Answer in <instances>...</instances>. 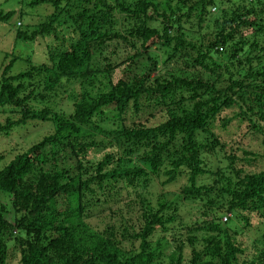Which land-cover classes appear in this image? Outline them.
Segmentation results:
<instances>
[{
  "label": "trees",
  "instance_id": "trees-1",
  "mask_svg": "<svg viewBox=\"0 0 264 264\" xmlns=\"http://www.w3.org/2000/svg\"><path fill=\"white\" fill-rule=\"evenodd\" d=\"M221 1H28V7L50 4L53 10L31 29L22 30L19 17L16 39L54 40V45L46 43L44 60L29 70L10 75L18 58L3 66L0 114L9 116L0 122V136L15 138L13 131L32 122L47 124L51 131L0 169V194L12 197L13 212L8 221L6 207L0 206V264H8L11 238L19 264H153L159 246L152 250L148 239L167 231L177 209L170 199L175 194L142 196L154 178L162 177L163 186L185 177L179 193L205 202L200 209L210 220L186 229L185 239H170L176 249L157 264H264V168L247 173L228 163L225 171L238 179L232 185L234 175L213 174L205 161L206 155L225 149L216 129H227L234 120L246 123L251 142L259 144L261 138L263 154L244 147L243 154L264 159V63L257 61L264 55L259 39L264 41V0H230L231 8L212 15L210 9L221 7ZM14 14L0 12V22ZM207 20L211 31L199 35L197 43L189 41L190 31L198 32ZM116 39L130 43L133 52L110 62L104 47ZM216 54L226 64L216 62ZM68 90L69 105L53 106ZM39 100L43 108L32 105ZM111 143L128 158L115 149L94 161L93 153ZM2 151L0 160L10 156ZM229 159L234 163V156ZM89 170L92 174L83 178ZM210 177V183L200 182ZM119 183L137 198L123 213L118 208L122 234L111 228L90 230L81 211L91 185L105 189ZM232 216L243 230L256 222L261 226L250 260L240 259L244 231H238ZM127 239L139 246L124 249L121 243ZM185 246L192 247L189 258Z\"/></svg>",
  "mask_w": 264,
  "mask_h": 264
},
{
  "label": "rangeland",
  "instance_id": "rangeland-1",
  "mask_svg": "<svg viewBox=\"0 0 264 264\" xmlns=\"http://www.w3.org/2000/svg\"><path fill=\"white\" fill-rule=\"evenodd\" d=\"M28 1L29 0H0V12L6 13L8 11H14L15 13L9 21L0 22V72L3 66L9 60H11L12 58H18V60L15 61L10 70L11 76L29 70L35 62L43 61L44 45L46 43H49L50 41H47L46 39L44 41L40 40L37 42H23L20 39H16V29L14 25L19 20V17H21L23 21L22 30H26L27 27H29L28 29H31V26H37L38 24L45 21V19L53 10L50 4L28 7L26 6ZM229 1L230 0H228V2L222 0V6L219 8L212 7L210 9L211 14L215 16L219 14L221 15L220 11L222 8H231V4L229 3ZM231 1L234 3L239 2V0ZM213 9L214 11H212ZM208 23H210V21L208 20L202 23L198 32L196 31V28L194 29V31H190V35L187 36L188 40L192 43H197V39L200 37L199 35H204L205 33L210 32L213 24L208 25ZM155 24L158 25L157 23H153L152 25L155 26ZM248 32L250 31H247V33L245 34H248ZM259 39L264 42L261 37ZM50 44L54 45V40H52V42L50 41ZM127 45H125L120 39L111 41L104 47L103 56H105V58H107L110 62H120L127 55H130L133 52V49L130 47V43H128ZM218 51L219 53H221L220 49ZM249 57L251 59L252 55H249ZM213 58L217 60L216 62L218 63L224 62V64H226L225 60H220L219 54H216ZM257 61L259 62V66L263 65L264 55L259 56L257 58ZM234 63H236V61ZM209 66L211 67V64ZM154 75H156V72L152 74V76ZM117 76L122 77V72L120 70L117 71ZM65 90L66 88L64 89V91ZM70 92L71 91L68 90L66 94L62 93L60 97H56L58 99L55 100V103H52L54 104L53 106L60 104L61 106L65 107L69 105L70 102L67 96ZM62 98H64L66 101H62ZM32 105L39 108L44 107V104L41 103L40 100L33 101ZM7 116H9L7 112L1 113L0 122L2 123L3 119ZM246 126V123H239L237 120H234L229 124L227 129H216L217 134L220 135L222 142L224 143L225 149H222V151L220 149H217L214 154L205 156L206 164L212 170L213 174L225 171V167L228 163L233 167L234 170L243 169L247 173L252 171H260L262 168H264V159L260 156L261 154H263V150L260 147L261 138H259V144L251 142L249 138H246L245 136ZM261 126L264 127V124L261 123ZM50 131L51 127L49 125L32 122L18 131H13V135L11 136L15 138H7V140H5L2 136H0V151L4 150L5 152L10 153L9 157L5 154L4 158L0 160V169L7 165L15 154L21 152L22 149L30 146L34 141L39 140L41 137H44L45 134L49 133ZM106 144H108V141L106 142ZM243 147L246 150H250V152H258L260 155L256 158L245 156L242 152ZM100 149L101 151L93 153L94 161L100 159L106 152H110L111 150L115 149L118 150L120 156L125 159L128 158V155L124 154L123 150L120 147L114 146L112 143L110 146H105L104 148ZM230 155L235 157L234 163H232L231 159H229ZM90 174L92 173H90L89 170L88 173L84 174L83 178L89 177ZM228 175H231L232 177L234 175L232 185L235 184V182H237L238 180L235 177V174L226 172V176ZM242 175L243 174L240 173L241 177ZM212 178H201L200 182L203 184L207 182L210 183ZM154 179L155 180H153V182L151 183L148 191L144 192L142 196H146L152 199L157 196L158 192L175 194V196L177 195L176 198L175 196L170 197L171 201L177 202L174 222L167 223L165 225V227L167 228L166 232L157 231L148 239L151 242L153 241L151 247L152 250L159 246L156 252V260H154L153 262V264H157L159 262L165 263L167 261L168 255H170V253L173 252L174 249H176L175 244L172 243L170 239L178 238L181 236H183L185 239V237L187 236L186 229L195 228V226H198L203 221L210 220V217H204L202 215L204 211H202L200 208L205 202L201 203L199 200L193 201L192 199L186 200L179 193L181 187L186 185L185 177L179 178L176 183L167 186L161 185V182L164 180L163 177ZM121 186L122 185L119 183L115 185L114 188L107 186L105 189H99L95 184L91 185L90 193L86 195L83 200L84 210L81 211V220L90 230L101 233L107 228H111V231H113L114 233L118 234V232H120L122 234V230L124 229L122 227L123 220L118 214L120 213L118 211V208L123 213V211L128 206L127 204H130L131 200L134 201L137 198L136 196L129 197L130 195H127L128 191L122 189ZM155 201L156 200H153V203H155ZM11 203V196L0 194V206L6 207V220L8 221H11V216H13ZM137 206L134 204V209L131 210L134 220L138 218V213L136 212V210L138 209ZM171 212L172 210L170 211V213ZM221 213L222 212L220 211V215H218V218L220 216L221 221H224L223 215H221ZM233 220L238 226V231H244L242 234L244 253L240 257V259L250 260L255 255V250L253 248L252 242H254L257 234L260 233L261 226L256 222L253 223V226L248 231H246L242 229V224L239 223L238 220H235L234 218ZM12 235L13 238H15L18 235L17 230H13ZM121 245L126 250L132 249V246H135L134 248H137L139 246L138 243L132 242L131 240L129 241V239H127L126 243H121ZM7 246L8 264H19V249L15 245V242L12 238L8 240ZM196 248L199 249L200 247ZM191 251V246L183 247V254L188 258L191 254Z\"/></svg>",
  "mask_w": 264,
  "mask_h": 264
},
{
  "label": "built area",
  "instance_id": "built-area-1",
  "mask_svg": "<svg viewBox=\"0 0 264 264\" xmlns=\"http://www.w3.org/2000/svg\"><path fill=\"white\" fill-rule=\"evenodd\" d=\"M17 25H19V23H17Z\"/></svg>",
  "mask_w": 264,
  "mask_h": 264
},
{
  "label": "clouds",
  "instance_id": "clouds-1",
  "mask_svg": "<svg viewBox=\"0 0 264 264\" xmlns=\"http://www.w3.org/2000/svg\"><path fill=\"white\" fill-rule=\"evenodd\" d=\"M212 11H214V9Z\"/></svg>",
  "mask_w": 264,
  "mask_h": 264
}]
</instances>
